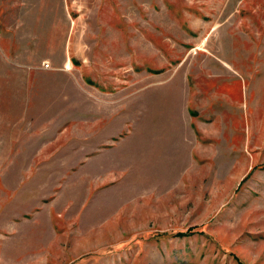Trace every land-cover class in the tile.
Masks as SVG:
<instances>
[{"label": "rangeland", "instance_id": "374dc122", "mask_svg": "<svg viewBox=\"0 0 264 264\" xmlns=\"http://www.w3.org/2000/svg\"><path fill=\"white\" fill-rule=\"evenodd\" d=\"M0 264H264V0H0Z\"/></svg>", "mask_w": 264, "mask_h": 264}, {"label": "built area", "instance_id": "2783aa9c", "mask_svg": "<svg viewBox=\"0 0 264 264\" xmlns=\"http://www.w3.org/2000/svg\"><path fill=\"white\" fill-rule=\"evenodd\" d=\"M45 67H50V63H46L45 64Z\"/></svg>", "mask_w": 264, "mask_h": 264}, {"label": "crops", "instance_id": "0c3cea01", "mask_svg": "<svg viewBox=\"0 0 264 264\" xmlns=\"http://www.w3.org/2000/svg\"><path fill=\"white\" fill-rule=\"evenodd\" d=\"M61 2H63V0H61Z\"/></svg>", "mask_w": 264, "mask_h": 264}]
</instances>
